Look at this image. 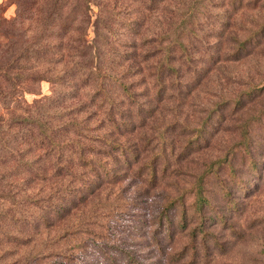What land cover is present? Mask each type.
Returning a JSON list of instances; mask_svg holds the SVG:
<instances>
[{"label":"trees","instance_id":"16d2710c","mask_svg":"<svg viewBox=\"0 0 264 264\" xmlns=\"http://www.w3.org/2000/svg\"><path fill=\"white\" fill-rule=\"evenodd\" d=\"M92 1L98 6V12L93 19L90 12ZM163 1L113 0L112 5L109 0H17L15 15L10 19L1 20L9 23L14 31L10 33L8 42L0 43V50L10 52L12 62L25 57V61L33 60L41 64L40 72L36 73L31 69L28 78L39 76L40 79L48 80L52 89L50 95L33 100V103L36 101L34 107L41 101L33 113H30V108L27 113H18V101L11 100L16 109L12 110L9 120L4 122L6 129L0 125V134L3 133L0 135V199L2 206L7 202L12 204L8 209H0V246L22 239L21 244H24L25 238L34 233L29 232H36L41 225L46 226L50 222V216L58 214L55 218H59L61 214L69 213L70 207L74 205L70 206L71 202L84 201L93 193L99 184L97 177H117L118 172L114 170L108 173L107 169H102L101 172L95 168L94 161L101 164L107 162L100 155L106 153L107 159L111 157L114 163L121 164L114 167H128L134 163L145 166L148 172L144 178L153 181L156 176L154 164L160 156L164 162L167 160L164 148L141 160L135 151V145L129 139L123 141L120 136H125V131L130 133L141 126L140 120H144L145 113L155 106L151 103L153 100L160 97H184L181 93L182 88L186 89L187 82L181 79L182 64L190 65L193 68L191 74L195 76L197 69L202 71V68L206 67L201 62L215 63L219 58L245 57L250 46L258 44L261 37L257 35H263L264 27H258L244 38L232 35L230 38L233 42L225 47L223 42L228 37L220 33L209 35L215 37V41H208L206 35H200L202 28H199L198 21L200 15L204 14L202 8L205 0H193L194 3L187 5L185 10L180 9L181 12L178 8H169L164 19L159 20L157 32L141 33L136 17H129L128 21L121 17V12L130 7H135L134 12L144 17L151 10L163 6L160 4ZM175 16H178V21L173 20ZM28 18L32 19L34 26L29 22V27H24ZM218 21L224 22L221 18ZM218 24L222 25L219 22ZM90 26L94 34L87 37ZM212 28L220 31L215 25ZM124 29L135 31H132L134 35L140 34V41L137 42L135 37L121 39L120 35L124 34L121 33ZM138 44L150 47L139 50ZM197 45L202 49L201 55L198 54L201 49H198ZM148 51L158 54L155 60V83L152 82L154 87L150 91L154 99L141 100L138 99L139 91L131 84L132 81H127L126 78L139 72L140 67L135 66L147 58ZM33 66L31 64L28 68ZM168 77L169 83L166 84ZM256 88L253 86L242 89L230 98L222 97L213 102L207 107L206 114L200 116L197 125L184 123L182 127L187 129L190 135L181 148H178L175 156L185 155L188 149L203 145L207 141V135L212 136L226 116L238 112L239 117V112L245 104L260 93ZM63 117L67 119L62 120ZM104 124H108L119 135L113 137L109 128L101 131ZM212 129L215 130L211 132ZM239 135L240 137L228 145L220 156L212 159L197 173L190 187L182 188L181 192L168 198L163 206L168 210L162 211L167 235H172L173 223L169 209L177 207L178 204L182 206L179 223L185 224L187 210L181 199L183 193L190 192L194 199L193 213L198 214L199 219L191 229L193 234L197 235L201 231L207 233L202 225L206 218L212 216L204 213V209L211 202V195L204 187L205 182L214 177L221 183L223 195L229 194L225 181L220 178V172L225 169L233 185L236 184L240 189L247 186L245 182L248 177H238L234 163L242 160L248 166V171L256 167L258 161L252 156V151L256 150L254 145H258L264 138V106L260 107L257 113L239 119ZM79 136L89 141V145L92 144L91 149H101L95 147L93 142L102 141L109 148L104 149L103 154L93 151L90 155V151L85 150L88 146ZM39 150L41 153L32 155ZM39 160L42 162L39 163ZM75 165L89 166L90 171H77ZM138 169L140 167L133 169V172ZM37 179L48 183V193L44 200L37 201L34 197H21L22 199L17 200L15 195L25 191L28 186L26 182L33 183ZM60 196L62 199L59 201ZM24 199L30 201L22 202ZM232 199L226 200L229 207L234 204ZM16 205L19 208H14ZM91 214L83 213L82 218H78L82 221L68 225L65 233L76 230ZM217 217L221 215H215L213 219ZM20 219L23 222H19ZM18 222L22 227L14 233L11 226ZM105 222H108L106 217ZM87 232L93 234L92 241L95 240L94 237L101 236L91 229H87ZM0 250L2 252L3 249ZM126 255L128 259L134 260L132 264H143L135 260L131 252L127 251Z\"/></svg>","mask_w":264,"mask_h":264},{"label":"rangeland","instance_id":"374dc122","mask_svg":"<svg viewBox=\"0 0 264 264\" xmlns=\"http://www.w3.org/2000/svg\"><path fill=\"white\" fill-rule=\"evenodd\" d=\"M109 2L113 5V0ZM193 3V0H164L160 2L163 6L151 10L144 17L134 12L135 7L122 11L121 17L126 21L129 17H136L141 33H152L157 32L158 22L164 19L166 10L178 8L181 12L187 5ZM16 7L17 0H0V43L8 42L10 33L14 31L9 23L1 20L12 18ZM203 7L201 8L204 14L200 15L198 20L199 28H202L200 35H206L208 41L213 42L215 37L209 35L220 33L228 37L223 42L224 47L233 42L230 38L232 35L244 38L252 30L264 27V0H205ZM90 12L93 19L98 12V6L94 2L91 4ZM177 17L175 16L173 20L178 21ZM220 18L224 22L218 21ZM29 22L31 26L35 25L32 19L28 18L24 22V27L27 25L29 27ZM214 25L219 27L220 31H215L212 28ZM21 29L23 31V28ZM127 29L130 30L129 27ZM127 29L121 32L124 33L120 35L121 39L135 37L139 42L140 34L134 35L135 31L129 32L126 31ZM36 30L38 31V28ZM93 34L90 26L87 37ZM257 37H261L258 44L250 46L245 57L219 58L220 60L216 62L214 60L215 63L201 62L206 67L202 68V71L197 69L195 76L191 74L193 68L190 65L182 64L181 79L187 82L186 89L182 88L181 95L184 97L170 95L173 96L170 99L160 97L153 100L151 103L155 106L145 113L144 120H140L141 126L130 133L125 131L126 135L120 136L123 141L129 139L135 145V151L138 152L141 160L164 148L167 163L161 158L162 156L156 161L154 164L156 176L153 181L144 178L148 171L140 164L114 167L117 163H114L111 157L106 158L104 149L109 147H106L104 141L93 142L95 147H101L99 150H94V147L91 149L92 144L89 145V141L79 136V139L88 146L85 150L90 151V155L93 151V153H105L100 156L107 161L106 164L94 161L95 168L101 172L102 169H107L108 173L114 170L118 172V176L113 178L105 176L104 179L97 177L99 184L93 193L84 201L71 202L70 206L74 205L70 207L69 213L61 214L59 218H55L58 214L50 216V222L46 226L41 225L36 232H29L34 233L25 238L24 244H21L22 239L1 245L0 249L3 250L2 252L0 250V264H132L134 260L128 259L127 251L132 253L135 260L143 264H264V138L258 145H254L256 150L252 151V156L258 161L255 168L248 171V166L240 159L234 163L236 175L248 177L245 182L246 187L240 189L236 184L233 185L225 169L220 172V178L225 181V188L228 189L229 194L223 195V187L216 178L211 177L205 182L204 187L211 195V202L204 209V213L212 215L206 218V222L202 225L207 233L201 231L194 235L192 232L191 228L197 224L199 216L193 213L194 199L190 196V192H185L181 196L187 210L184 225L179 223L181 204L169 209L173 221L172 235L166 234L167 226L163 222L165 217L162 215L163 209L168 210L163 208L168 198L181 192L182 188L190 187L197 173L240 137L239 119L257 113V110L264 106V30L263 35ZM144 47L150 46L138 44L137 49L146 50ZM197 47L200 48L198 45ZM148 53L154 56H146V59L135 66L140 67L139 72L126 78L127 81H132L131 84L139 91L138 99L141 100L154 99L150 91L154 87L152 82L155 83L153 81L155 60L158 54L153 51ZM201 53H203L202 49L198 54ZM12 58L10 52L0 50V125L4 129H6L5 120L8 121L12 110L16 109L11 100L18 101L20 106L18 113H27L28 108L31 109L30 113H33L41 102L34 107L36 101L33 103V100H40L50 95L52 89L48 80L40 79L39 76L28 78L31 69L36 73L40 72L41 64L33 60L25 61V57L12 62ZM31 64L34 66L28 68ZM16 72L18 73L15 75ZM166 79L168 84L170 78ZM253 86L257 87L256 91L260 93L252 100H247L248 102L239 112V117L238 112L226 116L218 129L211 130V132L215 130L212 136L207 135V141L203 145L188 149L185 155L175 156L178 148H181L190 135L187 129H183L184 123L197 125L200 116L206 114L207 107L213 102L222 97L230 98L240 90ZM65 119L67 117L62 118ZM212 123L218 127L217 124ZM107 128L111 129L113 137L119 135L108 124H104L101 131ZM39 153L41 150L35 151L32 155L36 156ZM75 167V170L80 172L83 169L90 171V167L86 165H75ZM137 167L140 169L133 172ZM26 184L28 186L25 191L15 195L17 200L22 199L21 197L44 200V196L48 193V183L43 179H37L33 183L28 181ZM230 198H233L231 201L234 204L229 207L226 200ZM61 199L62 196L58 198L59 201ZM28 201L30 200H22L26 203ZM11 205L7 202L2 206L0 199V209H4L1 207L8 209ZM16 207L19 208L18 205L14 208ZM89 212L92 214L87 216L76 230L65 233L68 225L81 222L82 220L78 218H82L83 213ZM213 215H221V217L213 219ZM19 222L23 220L20 219ZM19 222L11 226L14 233L22 227ZM87 229L101 236L94 237L95 240L92 241L93 234H88ZM59 233L61 236H57Z\"/></svg>","mask_w":264,"mask_h":264}]
</instances>
